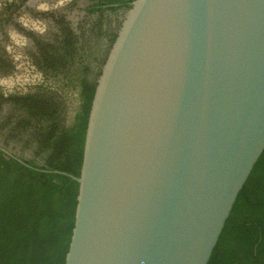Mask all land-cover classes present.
<instances>
[{"label": "water", "instance_id": "water-1", "mask_svg": "<svg viewBox=\"0 0 264 264\" xmlns=\"http://www.w3.org/2000/svg\"><path fill=\"white\" fill-rule=\"evenodd\" d=\"M98 80L65 264H212L264 156V0H136Z\"/></svg>", "mask_w": 264, "mask_h": 264}, {"label": "trees", "instance_id": "trees-1", "mask_svg": "<svg viewBox=\"0 0 264 264\" xmlns=\"http://www.w3.org/2000/svg\"><path fill=\"white\" fill-rule=\"evenodd\" d=\"M89 1L103 17L136 0ZM20 3L27 0L1 4L0 32ZM58 23L44 37L29 35L33 46L21 47L20 59L0 40V76H14L23 59L41 77L22 88L0 83V264H65L79 192L73 177H80L98 80L122 28L110 29L108 19L82 31L63 17ZM212 264H264V156Z\"/></svg>", "mask_w": 264, "mask_h": 264}, {"label": "rangeland", "instance_id": "rangeland-1", "mask_svg": "<svg viewBox=\"0 0 264 264\" xmlns=\"http://www.w3.org/2000/svg\"><path fill=\"white\" fill-rule=\"evenodd\" d=\"M5 0H0V12L3 10ZM51 3L43 6V0H27L24 5L15 4L8 15L5 31L0 32V40L5 39L7 49L14 53V57L20 59L22 56L21 47H32L33 42L29 35L39 34L42 37L51 31L58 29V20L62 17L68 20L73 29L82 31L89 29L94 22L108 19L110 29L115 30L118 26L117 22L123 23L126 13L112 15L111 12L106 13L103 17L91 13L89 0H52ZM19 3V2H17ZM9 13V11H8ZM117 22H116V21ZM29 36V37H28ZM41 78L34 69L23 59L19 62L18 72L12 77L0 76V83L7 89L15 87H24Z\"/></svg>", "mask_w": 264, "mask_h": 264}, {"label": "bare ground", "instance_id": "bare-ground-1", "mask_svg": "<svg viewBox=\"0 0 264 264\" xmlns=\"http://www.w3.org/2000/svg\"><path fill=\"white\" fill-rule=\"evenodd\" d=\"M36 1H38V0H36ZM43 1L45 2V4L43 6H45V5L49 4V3H51L50 1H52V0H43Z\"/></svg>", "mask_w": 264, "mask_h": 264}]
</instances>
